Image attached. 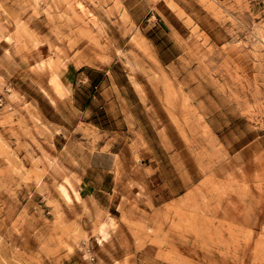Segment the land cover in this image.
I'll use <instances>...</instances> for the list:
<instances>
[{"label": "rangeland", "instance_id": "obj_1", "mask_svg": "<svg viewBox=\"0 0 264 264\" xmlns=\"http://www.w3.org/2000/svg\"><path fill=\"white\" fill-rule=\"evenodd\" d=\"M0 264H264V0H0Z\"/></svg>", "mask_w": 264, "mask_h": 264}, {"label": "crops", "instance_id": "obj_2", "mask_svg": "<svg viewBox=\"0 0 264 264\" xmlns=\"http://www.w3.org/2000/svg\"><path fill=\"white\" fill-rule=\"evenodd\" d=\"M84 76H86V78L85 79H89V84H90V86H92V88H95V89H97L98 88V86L101 84V80H95V79H93L90 75H86V74H84ZM96 96L94 95L92 98H95ZM87 102H88V100H87ZM92 102V101H91ZM90 106V104H86L85 103V105H84V108L86 109V108H88Z\"/></svg>", "mask_w": 264, "mask_h": 264}, {"label": "built area", "instance_id": "obj_3", "mask_svg": "<svg viewBox=\"0 0 264 264\" xmlns=\"http://www.w3.org/2000/svg\"><path fill=\"white\" fill-rule=\"evenodd\" d=\"M93 259H94V257H93Z\"/></svg>", "mask_w": 264, "mask_h": 264}]
</instances>
